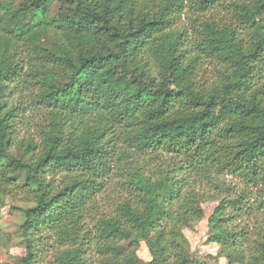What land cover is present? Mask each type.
I'll return each instance as SVG.
<instances>
[{
  "label": "trees",
  "instance_id": "trees-1",
  "mask_svg": "<svg viewBox=\"0 0 264 264\" xmlns=\"http://www.w3.org/2000/svg\"><path fill=\"white\" fill-rule=\"evenodd\" d=\"M7 200L4 264H264V0H0Z\"/></svg>",
  "mask_w": 264,
  "mask_h": 264
},
{
  "label": "rangeland",
  "instance_id": "rangeland-1",
  "mask_svg": "<svg viewBox=\"0 0 264 264\" xmlns=\"http://www.w3.org/2000/svg\"><path fill=\"white\" fill-rule=\"evenodd\" d=\"M22 202H11L7 200L5 204L0 206V229L14 233L16 224L20 221L19 211L12 208L13 205L22 206ZM215 203L205 202L202 204L204 217L193 224L192 228L183 229L185 237V248L197 257L215 256L217 253V246L215 244L206 243L208 227L206 219L211 214ZM18 238L13 235L8 250L0 247V264L14 262V258L23 254ZM135 256L138 261H147L149 259L148 251L143 243H141L135 250ZM210 264H227L223 258L213 260Z\"/></svg>",
  "mask_w": 264,
  "mask_h": 264
}]
</instances>
